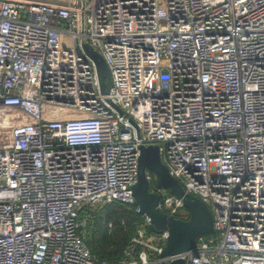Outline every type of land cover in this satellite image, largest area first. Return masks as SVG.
<instances>
[{"label":"built area","instance_id":"obj_1","mask_svg":"<svg viewBox=\"0 0 264 264\" xmlns=\"http://www.w3.org/2000/svg\"><path fill=\"white\" fill-rule=\"evenodd\" d=\"M1 135L0 264H108L87 230L104 205L139 213L151 145L215 236L163 257L168 234L152 244L143 216L120 264H264V0H0ZM147 177L159 208L189 219Z\"/></svg>","mask_w":264,"mask_h":264},{"label":"water","instance_id":"obj_2","mask_svg":"<svg viewBox=\"0 0 264 264\" xmlns=\"http://www.w3.org/2000/svg\"><path fill=\"white\" fill-rule=\"evenodd\" d=\"M83 47L96 64L102 93L108 95L112 88V77L106 61L90 45L84 44ZM118 110L122 113L120 109ZM147 174H154L159 188L170 190L171 194L182 201L190 213L189 219H177L159 208L160 196L150 191ZM133 191L139 214L149 219L150 231L155 234H168L166 246L161 254L163 257L178 256L193 250L199 237L214 232L213 212L201 200L186 193L180 182L170 175L167 167L161 161L158 146L141 147L138 181L134 185ZM168 264H184V260L178 258Z\"/></svg>","mask_w":264,"mask_h":264},{"label":"trees","instance_id":"obj_3","mask_svg":"<svg viewBox=\"0 0 264 264\" xmlns=\"http://www.w3.org/2000/svg\"><path fill=\"white\" fill-rule=\"evenodd\" d=\"M143 220L135 206L115 203L98 207L88 229L90 251L108 264H120L126 259L125 251Z\"/></svg>","mask_w":264,"mask_h":264},{"label":"rangeland","instance_id":"obj_4","mask_svg":"<svg viewBox=\"0 0 264 264\" xmlns=\"http://www.w3.org/2000/svg\"><path fill=\"white\" fill-rule=\"evenodd\" d=\"M73 0H70L68 1V3L72 2ZM86 1H90V0H86ZM3 136L1 135L0 138H2ZM2 144V141L0 142V145ZM153 178L152 182H151V189H153L155 186H157V183H156V179L154 178V174H150ZM165 190V192L169 195H172L170 190L168 189H163ZM143 223V221H142ZM144 229L148 232V237L151 239L152 241V244L154 245H160L162 242L159 241L160 240V234H155V233H152L149 229V225H144ZM87 233H88V230H87ZM215 236V233H211V234H208V235H205L206 238L208 237H214ZM87 237H88V234H87ZM149 255H150V259H152V255H151V252L148 251Z\"/></svg>","mask_w":264,"mask_h":264},{"label":"crops","instance_id":"obj_5","mask_svg":"<svg viewBox=\"0 0 264 264\" xmlns=\"http://www.w3.org/2000/svg\"><path fill=\"white\" fill-rule=\"evenodd\" d=\"M27 1H42V2H49L53 4H58V5H65L68 4V1L70 0H27Z\"/></svg>","mask_w":264,"mask_h":264}]
</instances>
